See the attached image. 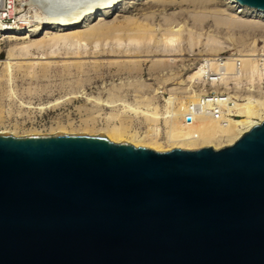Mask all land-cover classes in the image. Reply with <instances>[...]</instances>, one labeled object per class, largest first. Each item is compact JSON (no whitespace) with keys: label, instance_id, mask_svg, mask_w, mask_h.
Listing matches in <instances>:
<instances>
[{"label":"water","instance_id":"water-1","mask_svg":"<svg viewBox=\"0 0 264 264\" xmlns=\"http://www.w3.org/2000/svg\"><path fill=\"white\" fill-rule=\"evenodd\" d=\"M0 264H264V119L163 151L0 133Z\"/></svg>","mask_w":264,"mask_h":264},{"label":"rangeland","instance_id":"rangeland-1","mask_svg":"<svg viewBox=\"0 0 264 264\" xmlns=\"http://www.w3.org/2000/svg\"><path fill=\"white\" fill-rule=\"evenodd\" d=\"M59 1L55 3L56 8L54 3H51L52 8L51 4H46L48 9L44 12L52 13L50 17L65 13L67 10L57 8L64 7L60 6ZM102 1L83 0L79 6H85V3L87 8V3L100 4ZM22 5L30 7L26 0ZM72 9H68L70 13L74 12ZM60 10L63 12L60 13ZM236 10L224 0H118L112 9L97 11L76 29L84 31L103 21L108 24H126L135 19L137 22L129 26L131 29L143 25L154 30L155 37L148 43V51L142 48L143 44L120 41L118 38L110 40V37H120L122 32L106 40L90 39L88 42L84 38L71 37L56 43L49 39L57 33L68 35L71 30L50 31L43 28L42 32L33 36L35 40L42 41L36 47L29 46L31 41L24 38L28 35L26 30L21 31L19 37L11 36V33L1 35L0 131L14 136L56 132L88 135L102 133L108 139L111 134L125 139L152 137V133H155L152 128L155 127L160 142L168 147L169 128L184 124L188 104L203 91H216L211 83L218 78H210L213 81L208 76L206 78L205 68L201 71V79L199 76L190 79L189 76L196 74L204 63L214 61L219 54L227 55L225 64L236 68L232 67V72H235L233 76L228 75L231 71L226 74V70L224 77L221 75L228 81L229 89L225 91L227 95H236L239 99L235 103V111L233 107L228 109L236 116L227 117L248 115L253 103L264 96V80L253 81L254 72L243 73L244 65L241 62L242 59L244 64L245 61H256L255 69H260L259 72L264 68V15ZM44 15L48 19V15ZM31 16L32 12L27 17L26 25H16L22 28L30 26ZM229 19L239 21L240 27L236 25L229 28L220 23L221 20ZM123 33L126 35L128 32ZM161 33L172 34L169 36L174 38L175 45L173 41L163 42L164 36ZM173 33L178 35V41ZM237 59L239 62L242 60V66L240 63L239 66L233 64ZM156 62L161 66L156 65ZM240 67L238 75L237 69ZM216 68L218 70L213 69L220 73L221 68ZM249 74L252 79H249ZM235 75L240 76L237 84L239 87L233 85L236 84L233 79ZM254 78L257 79V75ZM205 80H208L207 83ZM142 97L148 101L150 98V103ZM168 99L171 101L168 102ZM181 107L184 108L183 115L177 113ZM150 119H156V122Z\"/></svg>","mask_w":264,"mask_h":264},{"label":"bare ground","instance_id":"bare-ground-1","mask_svg":"<svg viewBox=\"0 0 264 264\" xmlns=\"http://www.w3.org/2000/svg\"><path fill=\"white\" fill-rule=\"evenodd\" d=\"M24 1L25 0H23V2ZM26 1H27V3H29V6H30L27 9L28 15H29L30 12H32V16L30 17L31 20H32V24L30 26L26 27V28L25 27L22 28L21 26L16 25V23L19 24V25H26L27 24L26 23L27 18H24L22 23L15 22V23L4 24L3 22H0V36L4 35L5 33H9V34L11 33L10 34L11 36L19 37L22 34L21 31H23V30L25 31L26 30L28 35H26L24 38L29 39V41H31V43H29L30 44L29 46L36 47V46H39L42 43V41L39 40L40 41L39 42V41L35 40V38H33V36H35L40 31L42 32L43 28H48L50 31L51 30H58V29H66L67 31L71 30V33H69L68 35L65 34V33H57L56 35H54L53 37H51L49 39L50 41H53V42H56V43L58 41H60V40H63V39H66V38L69 39L71 37H76V38H81V39L84 38V41L88 40V42H89L90 39L91 40L94 39L96 41L97 40H103V39L106 40L110 36H113L114 34L118 35L119 33L122 32V34H119L120 37H118V36L117 37H115V36L114 37H110V40L118 38V40H120V41L121 40H128L129 42H134V43H137V44H143L142 48L146 49L147 51H148V48H149L148 43L150 41H152V39L155 37L154 30H153V28L152 29L149 28L150 26L149 27H147V26L144 27L143 25H140L139 27H136V28L133 27L131 29L129 26L130 25H134L133 23L137 22V21H134L135 19H133V21H131V22H127L126 24L125 23H122V24H108V23L103 21L101 24L96 25V26H89L90 25L89 24L88 25L89 28L85 29L84 31L83 30L82 31L76 30L79 26H81L80 25L81 22H83V21L85 22L91 15L93 16V14H96L97 11L105 9V8L112 9V7L116 4V2H118V0H103L102 2H100V4L96 2V3L91 4V5H90V3H87V4H89V7H87V8H86V4L85 3H84L85 6H79L80 3L82 4L83 0H81V2H78L80 0H60L59 1L60 2V6L62 5L64 7L61 8V7L58 6L57 8H59L61 10L64 9L65 11L67 10L66 12L69 13V14H67L66 12L62 14L61 12H63V11L60 10L61 14L59 16H57V14H55L56 16H53V17L52 16L50 17V15H52V13L50 14L49 12H44V10L48 9V5L49 4H51V3L55 4L57 0H37L35 2H34V0L33 1L32 0H26ZM224 1H226V4L229 5L230 7L236 8L237 9L236 12H244V11L248 10V11L254 13L257 16H263L264 15V11H262L260 9H256L254 7L245 6V5H237L235 0H224ZM46 4H48V5H46ZM151 5H152V3H151ZM50 6L52 8L53 4H51ZM55 6H57V5L55 4L54 8H56ZM70 7L73 8L72 10H74V12L71 10L72 14L69 12L70 10H68V9H70ZM76 7H78V8H76ZM79 7H85V8H79ZM50 9H49V11H50ZM82 9H83V11H82ZM53 10H55V9H53ZM43 12L45 13V15L46 14L48 15V16L46 15L48 19H46V17L45 18L43 17V15H44ZM130 20H132V19H130ZM220 23L223 24V25L228 26L229 28L230 27H234L236 25L237 26L240 25V22L235 20V19H229L227 21L221 20ZM181 30H182V28H181ZM124 31H127L128 33L126 35H124V33H123ZM117 32H118V34H117ZM168 33H169V31H168ZM54 34H55V32H54ZM161 34H163V33H161ZM122 35L124 37H122ZM169 35H172V34H165V35L163 34L162 36H164L163 37L164 40L161 39V41L163 40V42L165 41L166 43L173 41L172 43L174 44L175 43L174 38L173 39H172V37L170 38ZM173 35H174L173 37L176 36L175 40L178 41L177 40V36L178 35L175 34V33H173ZM170 39H171V41H170ZM197 41H199V40H197ZM166 43H165V47H166ZM163 44H162V46H163ZM168 45H170V43ZM142 48H140V49H142ZM171 48L174 49L173 47H171ZM138 49H139V47H138ZM165 51H166V49H165ZM117 52H119V51H117ZM167 52H169V51H167ZM227 58H228V56L226 57L225 61L223 62V64L226 65V67H225L226 68L225 70L227 72L226 74H228L229 71L232 72V70L234 68L231 64H228V65L225 64L227 62L226 61ZM254 59H251V60H254ZM162 60H164V59H162ZM242 60L244 61V59H242ZM169 61H167V62H169ZM243 61L241 62L242 65H244L242 67L244 69V70L242 69L243 73H244V71H249V73L250 72H252V73L254 72L253 75L255 77L257 75V79L254 78V76H253V79H252L251 75L249 74V79H252L253 81H255V80H258V81L264 80V71H263L264 68L263 67L261 68L262 72H259L260 69L257 68L259 71L255 69L256 68L255 67L256 61H252V62L251 61H249V62L245 61V64L243 63ZM160 62L163 63L162 61H160ZM213 62L214 61L211 62L212 69L213 68L217 69L216 67L219 65V63L217 65V64H215ZM253 62H255V64ZM235 63H237V62L235 61L233 64H235ZM241 63H240V65H241ZM158 64H159V62L158 63L156 62V65H158ZM159 66H161V65L159 64ZM236 66L237 65H235V67ZM155 68H156V66H155ZM157 68H158V66H157ZM203 68H205L204 65L199 68V70H198V72L196 74L190 75L189 78L190 79H194V78H196L198 76L199 77L202 76L201 75L202 74L201 71L203 70ZM234 69H236V68H234ZM225 70H223V71L221 70V72H223V74H225ZM237 70L239 72L238 75H240V71L239 70H241V67H240V69H237ZM255 71H256V74H255ZM223 74H221V75L223 76ZM233 74H235V72L229 73L228 75L229 76L230 75L233 76ZM204 76H206V78H207L208 75H204ZM225 76H227V75H225ZM246 77H247V72H246ZM198 78H197V80H198ZM221 78L219 79V81L217 80V81H215L214 83H211V84L214 85L216 91H224L225 92V91H227L229 89L228 88V81H227V79L224 80L223 78L221 80ZM199 79H201V77ZM233 79L235 80L236 84L235 83L234 84L232 83V84L235 85V86H238L237 84H238V82H240V76L235 75ZM207 81L205 83H207ZM211 81H213V79ZM201 82L204 84V81H201ZM238 87H236V88H238ZM263 97L264 96H262V98ZM262 98H261V100L257 99V101H255L254 103L252 102L253 106H252V109L249 106V108L251 110H249L250 112H248L249 113L248 115H244V116L240 115L239 117H235V118H231L232 116L230 118L225 116V120L227 121L226 123H221L218 120H216V118H214L212 116L205 115V114L198 115L194 119V121L191 122V123H186L185 124V122H184V124L181 123L182 125L178 123L179 125H175L171 129L169 128V130H170V140H169V142L170 143H169L168 147H164L162 145V143L160 142V139H159L158 135L156 134V131H155L156 128L155 127L152 128L154 130V132H155V133H152L154 135L152 137H149V138L148 137L147 138H145V137L144 138L127 137V138L124 139L123 136H117V135H112L111 134L109 139L114 140V141H119V140L123 139L125 141H128V142L132 143L133 145H142V146L149 147V148H152L154 150H160V151L168 150V149L173 148V147H179V148H183V149H195V148H199V147H202V146H211L213 148H219L221 146L228 145V144L232 143L239 135H241V133L243 131L247 130L254 123H257L260 120L264 119V99H262ZM143 100L146 101L147 99L143 98ZM150 100L151 99L149 98V101L148 100L147 101L150 103ZM167 101L170 102L171 99H168ZM147 103L145 105H148ZM183 107H181V109H178L177 110L178 112L177 111L176 112L177 113H181L183 115V113H184V108ZM230 109H231V107H230ZM233 111H235V110H233ZM177 117H179V115H177ZM150 120L155 121L156 119H150ZM175 124H177V123H175ZM3 132H5V131H0V133H3ZM157 133H158V131H157Z\"/></svg>","mask_w":264,"mask_h":264},{"label":"built area","instance_id":"built-area-1","mask_svg":"<svg viewBox=\"0 0 264 264\" xmlns=\"http://www.w3.org/2000/svg\"><path fill=\"white\" fill-rule=\"evenodd\" d=\"M23 0H0V22L4 24L9 23H22L24 18L28 17L27 7L22 5ZM227 55L219 54L214 58V63L222 68L221 70H225L226 65L223 64ZM237 65H239L238 59ZM205 73L204 75H208V78H218L220 79L221 74L223 72H218L211 67V61L204 63ZM239 99L236 95L229 94L227 95L224 91H215V90H207L204 91L195 98L194 101H191L188 104L187 110L184 115L183 121L186 123H191L194 119L201 114H205L208 116H212L216 118L221 123H226L225 116H236L234 112H229V108L233 107L235 109V103ZM189 117L187 119L186 117Z\"/></svg>","mask_w":264,"mask_h":264}]
</instances>
